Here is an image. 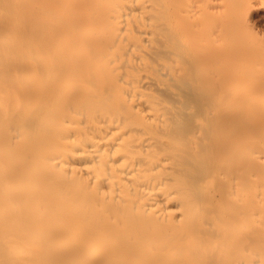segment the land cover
Returning a JSON list of instances; mask_svg holds the SVG:
<instances>
[{
    "label": "bare ground",
    "instance_id": "obj_1",
    "mask_svg": "<svg viewBox=\"0 0 264 264\" xmlns=\"http://www.w3.org/2000/svg\"><path fill=\"white\" fill-rule=\"evenodd\" d=\"M0 264H264V0H0Z\"/></svg>",
    "mask_w": 264,
    "mask_h": 264
}]
</instances>
